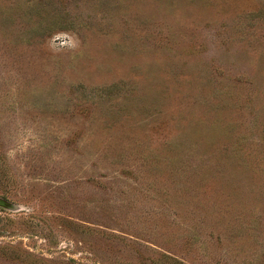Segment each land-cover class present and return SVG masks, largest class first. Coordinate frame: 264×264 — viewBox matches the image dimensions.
<instances>
[{
	"label": "rangeland",
	"instance_id": "374dc122",
	"mask_svg": "<svg viewBox=\"0 0 264 264\" xmlns=\"http://www.w3.org/2000/svg\"><path fill=\"white\" fill-rule=\"evenodd\" d=\"M0 264H264V0H0Z\"/></svg>",
	"mask_w": 264,
	"mask_h": 264
},
{
	"label": "water",
	"instance_id": "95a60500",
	"mask_svg": "<svg viewBox=\"0 0 264 264\" xmlns=\"http://www.w3.org/2000/svg\"><path fill=\"white\" fill-rule=\"evenodd\" d=\"M0 204H1V205H4V206H6V207H9V204H8V203H5V202L0 201Z\"/></svg>",
	"mask_w": 264,
	"mask_h": 264
}]
</instances>
